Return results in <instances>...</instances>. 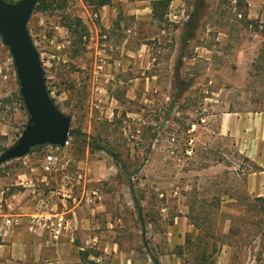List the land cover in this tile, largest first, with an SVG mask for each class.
I'll use <instances>...</instances> for the list:
<instances>
[{"label":"rangeland","instance_id":"374dc122","mask_svg":"<svg viewBox=\"0 0 264 264\" xmlns=\"http://www.w3.org/2000/svg\"><path fill=\"white\" fill-rule=\"evenodd\" d=\"M91 1L42 0L32 15L72 136L51 173L48 147L0 165V224L24 195L64 216L57 239L42 233L72 238L84 264H264V145L251 161L221 129L232 113L264 121V8L168 0L155 17L157 0ZM19 96L0 37V156L29 120Z\"/></svg>","mask_w":264,"mask_h":264},{"label":"water","instance_id":"95a60500","mask_svg":"<svg viewBox=\"0 0 264 264\" xmlns=\"http://www.w3.org/2000/svg\"><path fill=\"white\" fill-rule=\"evenodd\" d=\"M40 0H0V37L13 59L20 95L29 120L15 145L0 156V165L24 158L43 146L65 147L72 118L56 106L48 90L41 55L29 30Z\"/></svg>","mask_w":264,"mask_h":264},{"label":"crops","instance_id":"0c3cea01","mask_svg":"<svg viewBox=\"0 0 264 264\" xmlns=\"http://www.w3.org/2000/svg\"><path fill=\"white\" fill-rule=\"evenodd\" d=\"M247 3L263 11L264 0H247ZM258 115L228 114L221 126L248 155L254 154L248 157L256 162L261 159L259 147L264 145V121L260 122ZM13 198L5 201L2 210V215L9 216L15 226L0 235V264H84L81 256L84 249L69 242L72 238L66 236L55 242L51 236L43 235L41 225L36 227L38 224L32 220L40 211L35 202L26 201L24 195Z\"/></svg>","mask_w":264,"mask_h":264},{"label":"built area","instance_id":"2783aa9c","mask_svg":"<svg viewBox=\"0 0 264 264\" xmlns=\"http://www.w3.org/2000/svg\"><path fill=\"white\" fill-rule=\"evenodd\" d=\"M69 145V141L66 143L65 147H58V146H43L38 147L36 150L39 153L44 152L45 148H49L47 152H45V164H44V171L46 173H51L54 171L55 166L57 164V156L56 151L59 149H65ZM37 211H40L39 216L35 217L32 221L33 223L38 224L37 226H45L48 223L53 227L54 238H58L61 234V231L64 229V225L66 224V220L61 213H51L50 210L52 208L51 203L47 200L40 199L36 202ZM2 221L0 224V235L1 233H6V231L10 230L15 226V222L9 217L1 215Z\"/></svg>","mask_w":264,"mask_h":264},{"label":"trees","instance_id":"16d2710c","mask_svg":"<svg viewBox=\"0 0 264 264\" xmlns=\"http://www.w3.org/2000/svg\"><path fill=\"white\" fill-rule=\"evenodd\" d=\"M110 3H111V0H92L90 2V5H92V6L95 5V6H97V8H100V7L107 6ZM162 7L164 8L165 11H167L169 9V1L168 0H157V1L154 2V4H153V13H154L155 17L159 16V10ZM46 8H47L46 6H44V7L42 6V0H40L38 5L36 6L35 10H37V9L45 10ZM78 21H79V24L82 25L81 20H78ZM69 29L71 30V27ZM84 30H85V28H84ZM19 99H20L21 102H23V99H22L21 95L19 96ZM71 136H72V133H71ZM36 149L37 148L33 149L32 152H34ZM115 158L122 165L123 169L126 171V167H125L123 161L121 160V158L118 155H116ZM258 199L264 201V197L263 198H258ZM134 202H135V204H136V206L138 208V211L140 212V215H141V205H140V203H139V201L137 200L136 197H134ZM81 256H82V258H86L87 254H85L84 252H81ZM156 264H159V262L156 261Z\"/></svg>","mask_w":264,"mask_h":264}]
</instances>
